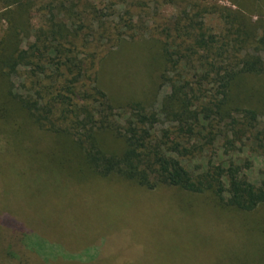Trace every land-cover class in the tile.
Segmentation results:
<instances>
[{
	"label": "trees",
	"instance_id": "trees-1",
	"mask_svg": "<svg viewBox=\"0 0 264 264\" xmlns=\"http://www.w3.org/2000/svg\"><path fill=\"white\" fill-rule=\"evenodd\" d=\"M126 3L0 0V116L68 137L81 165L99 176L206 195L228 212L264 207V179L250 181L249 162L234 158L245 148L264 154V84L248 81L264 78V29L229 12L228 26L213 39L188 5L160 28L157 54L148 46L144 55L169 86L158 108L146 98L118 102L102 89L100 72L120 35H137L134 14L115 10ZM18 71L21 89L12 77Z\"/></svg>",
	"mask_w": 264,
	"mask_h": 264
},
{
	"label": "rangeland",
	"instance_id": "rangeland-1",
	"mask_svg": "<svg viewBox=\"0 0 264 264\" xmlns=\"http://www.w3.org/2000/svg\"><path fill=\"white\" fill-rule=\"evenodd\" d=\"M85 1L98 8L108 4ZM129 1L115 10L134 14L137 35H120L100 72L102 89L118 102L146 98L158 108L169 86L145 64L144 55L148 46L157 54L160 28L183 16L188 5L213 39L228 26L229 12L239 13L259 33L264 29V0ZM32 15L39 27L40 16ZM19 71L12 77L21 89ZM248 81L264 84L261 76ZM14 119L0 116V264H264V207L228 212L206 195L99 176L81 165L68 137ZM260 121L263 126L264 111ZM249 152L242 149L234 158L240 165L249 162L250 181L264 179V154Z\"/></svg>",
	"mask_w": 264,
	"mask_h": 264
}]
</instances>
